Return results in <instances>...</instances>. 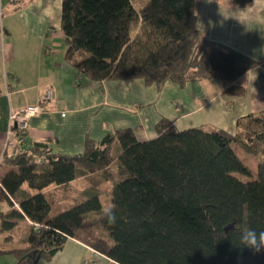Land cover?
Segmentation results:
<instances>
[{"label": "trees", "instance_id": "1", "mask_svg": "<svg viewBox=\"0 0 264 264\" xmlns=\"http://www.w3.org/2000/svg\"><path fill=\"white\" fill-rule=\"evenodd\" d=\"M134 1L61 0L65 60L81 77L97 84L142 80L158 88L215 79L223 93L244 94L235 83L255 62L196 28L201 0H145L139 8ZM212 1L237 9L252 3ZM234 146L256 157L253 178ZM86 178L84 195L54 213V189ZM101 184L110 185L111 213L102 211ZM0 203L9 208L0 212V233L11 241L27 222L24 247L0 246V255L13 254L16 264L50 261L67 239L115 264H264V248L241 246L235 227L264 231V110L237 119L233 133L211 124L177 130L162 120L147 141L125 128L99 142L86 140L75 155L53 154L43 144L5 151Z\"/></svg>", "mask_w": 264, "mask_h": 264}, {"label": "crops", "instance_id": "2", "mask_svg": "<svg viewBox=\"0 0 264 264\" xmlns=\"http://www.w3.org/2000/svg\"><path fill=\"white\" fill-rule=\"evenodd\" d=\"M60 12L61 0H0V156L9 152L4 148L7 130L11 134L17 130L9 116L31 105H42L44 112L28 120L21 150L43 144L57 155L80 154L86 140L99 142L118 129H133L138 141L151 140L162 120L187 129L195 123L186 119L206 109L227 120L226 131L233 133L237 119L264 110V0H252L247 9L201 0L196 10V28L210 41L255 62L235 83L244 89L242 96L223 93L224 85L215 79L183 87L165 83L158 88L142 80L97 84L83 78L65 60ZM165 87L176 91V97L171 98L174 110L162 100ZM192 87H200V94L188 90L189 99L180 94ZM48 88L54 93L53 100L40 103L41 94ZM198 101L201 104L197 106ZM189 106L191 109L180 112ZM85 181L86 186L76 192L74 185ZM90 182L86 178L70 183L67 189H74L76 195L69 199L83 196ZM8 209L0 203V212ZM2 234L0 246L11 242ZM84 260L109 264L74 239H67L48 263L36 264H82Z\"/></svg>", "mask_w": 264, "mask_h": 264}, {"label": "rangeland", "instance_id": "3", "mask_svg": "<svg viewBox=\"0 0 264 264\" xmlns=\"http://www.w3.org/2000/svg\"><path fill=\"white\" fill-rule=\"evenodd\" d=\"M144 2H145V0H136V1H134V7H136V8L141 7ZM3 23H4V20H3ZM0 24H1V21H0ZM0 33L3 34V27H1ZM194 83H196V82H194ZM165 88L166 89H164V92H163V95H162L163 96L162 100L166 101L167 102L166 104H168V105L172 104L171 110H174L173 109V105H174L173 101L174 100H172L171 98H173V96L176 97V95H177V94H175L176 91H173L172 89H167L168 87H165ZM175 88H177V87H175ZM199 88L200 87H198V88L192 87L191 89L185 88V89H182L180 94L183 97H186L187 99H189L190 98L189 97L190 91H188V90H192L193 93L200 94L198 92ZM181 95H180V97H181ZM190 100H191V102H195L192 99H190ZM199 104H201V101L196 102L197 106ZM190 107L191 106H189L186 109L182 108V109H180V112L186 111L188 109H191ZM189 118L186 119V120H192V121H194L192 123H195L194 125L191 124V126H189L190 128L198 126V125H202V124H211V123H213V125L218 127V128H221L223 130H227L228 129L227 120H225L223 117L219 116L217 113H213V111H209L208 109L199 111L198 113H196L195 115H192ZM175 128L177 130H182L179 124ZM233 149H234V152H235L236 156L239 158V160L242 162V164L249 170L251 178H253L255 176V174H256V165H257L256 157L244 154L240 149H238L235 146L233 147ZM233 176L238 178V179H240V181H242V182H245V181L248 180V179L243 178L242 176H239V175H236V174H234ZM86 184H87L86 181L85 182H80L78 184H75L74 185L75 188L78 189V190L76 189L77 190L76 192H79V190H82L86 186ZM73 190L74 189H66V190L61 191V189H59V188L56 189V191L58 192V195L56 197V200H57L58 203H57V207L54 209V213L55 212L57 213L59 211H63L64 209H66L67 207H69L73 203L74 199H69L70 197H73V196L76 195V193H73ZM98 191L100 193L99 194V200H100V203H101V206H102V211H104L110 205V185L101 184V185L98 186ZM66 197H68V199ZM26 226H27V222H22V223L19 224V228L17 227L13 231V234H14L13 238L14 239L11 242H9L8 240L12 239V237L9 238V236H7L5 234H2V238H4L6 236L5 240L7 242H9L8 244L4 245L5 249L12 250V249H20V248L24 247V245H25V236L27 234ZM99 228H100L99 225H97V226L93 225L92 229L96 232V234H99V235H103V232H104L105 239H106L107 233L105 231H103V230L101 231ZM11 236H12V234H11ZM15 261H16V259H15L13 254H2V255H0V264H8V262L9 263L12 262V263L16 264ZM39 261L41 262L42 260H39ZM42 262H47L48 263V261H42Z\"/></svg>", "mask_w": 264, "mask_h": 264}, {"label": "built area", "instance_id": "4", "mask_svg": "<svg viewBox=\"0 0 264 264\" xmlns=\"http://www.w3.org/2000/svg\"><path fill=\"white\" fill-rule=\"evenodd\" d=\"M77 82H79V80ZM53 98H54V93L52 89L48 88L44 90V92L41 94L39 102L46 103L53 100ZM43 112L44 109L42 105L38 104V105L26 106L24 109L11 114L9 116V120L14 122L17 130L15 133L12 134L9 132V130H7L6 139L4 142L5 150H8L10 154H16L19 151H21V146L24 144L23 133L28 128V120L31 117L39 115ZM0 161H1V156H0ZM91 252L97 255L99 258L104 259L109 264H115L113 261H111L109 258L105 257L104 255H101L93 250H91ZM82 264H89V263L87 260H84Z\"/></svg>", "mask_w": 264, "mask_h": 264}, {"label": "clouds", "instance_id": "5", "mask_svg": "<svg viewBox=\"0 0 264 264\" xmlns=\"http://www.w3.org/2000/svg\"><path fill=\"white\" fill-rule=\"evenodd\" d=\"M106 212L111 213V209L106 210ZM108 218L111 222L115 221L114 214H110ZM237 225L238 223L235 226L236 231L239 233L238 243L241 246L253 249L256 252H259L261 248H264V231L258 232L256 229L250 226L244 225L242 227H237Z\"/></svg>", "mask_w": 264, "mask_h": 264}]
</instances>
